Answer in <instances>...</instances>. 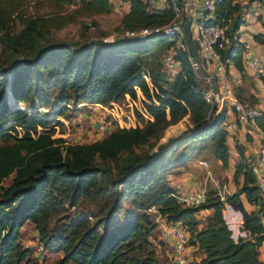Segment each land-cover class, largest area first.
<instances>
[{
	"label": "trees",
	"instance_id": "16d2710c",
	"mask_svg": "<svg viewBox=\"0 0 264 264\" xmlns=\"http://www.w3.org/2000/svg\"><path fill=\"white\" fill-rule=\"evenodd\" d=\"M21 1L0 0V41L10 43V47L19 44V39L27 40L34 31L32 21L19 36L11 35L12 16ZM26 1L60 5L70 0ZM79 3L88 15L107 13L110 9L108 0H79ZM237 10L231 0L215 1L213 18L206 22L225 27L228 42L218 49L220 59L232 64L243 80L246 77L241 67L242 46L236 39L240 19L232 16ZM172 16L170 4L148 11L142 0H128L121 32L161 26ZM182 31L187 54L180 50L175 53L173 58L179 63V70L166 89L139 63L150 44L168 47L172 44L161 33L142 38L123 37L120 39L126 41L107 47L93 43L74 49L67 43H55L31 59L16 61L8 77L0 74V137L10 139L0 144V182L13 173L8 186L0 185V264H8L11 259L19 263L25 257L28 250L21 249L18 240L19 229L26 221L34 224L44 250L62 252L54 264H155V247L149 240L155 228L148 214L151 208L166 223H179L188 235V246L202 253L198 261L189 264H260L258 251L264 241V228L259 213L263 202L240 147H235L238 158L232 180L235 184L240 180L241 184L224 199L210 197L198 207L182 206L163 173L168 168L183 166L209 146L223 166L228 160L227 133L222 128L225 107H215L208 114L210 104L203 98L198 72L186 60L188 54H196L187 18H183ZM253 40L264 47V34L253 35ZM142 72L147 74L150 87ZM135 88L148 101L144 106L152 120L144 121L140 127L115 129L89 144L61 145L59 138L51 137L54 128L48 125L50 120L36 112H23L16 105L30 97L40 107H49L54 101L57 109L52 112L61 115L65 104L104 105L124 94L134 97ZM4 90L7 103L15 106H7ZM185 116L193 128L168 148L151 154L144 164L122 173L119 179L94 165L96 159L105 162L123 151L140 147ZM254 124L264 135V117L256 118ZM17 127L20 131H16ZM239 195L255 209L247 212ZM107 196L110 198L103 231L87 227L91 217L80 214L70 217L63 214L64 222L52 227L53 218L67 208L76 207L81 199L93 203ZM125 202L130 206L129 214L120 219L118 215ZM225 206L241 215L235 235L223 218ZM199 209H209L211 215L204 227L197 228L195 214Z\"/></svg>",
	"mask_w": 264,
	"mask_h": 264
},
{
	"label": "rangeland",
	"instance_id": "374dc122",
	"mask_svg": "<svg viewBox=\"0 0 264 264\" xmlns=\"http://www.w3.org/2000/svg\"><path fill=\"white\" fill-rule=\"evenodd\" d=\"M108 2L110 5L109 12L88 15L80 7L79 0H70L68 3L60 5H52L46 2L33 4L26 0L21 1L12 16L10 23L11 35L19 36L25 25L32 21L34 22V31L31 32L27 40L19 39L20 43L14 47H10V43L7 44L8 42L4 43L0 41V74L8 77L16 61L31 59L55 43H67L71 48L78 49L83 45L93 43L107 47L111 45L117 46L121 41H126L120 39L122 29L121 20L127 12L126 6L124 5L125 0H108ZM167 49L168 46L166 44H150L147 54L139 60L142 68L146 69L149 75L165 89L174 77V73H164L160 65V56ZM196 71L198 72L197 80L202 92H205L209 88L215 89L214 78L210 79L209 82L204 79L209 73L205 72L203 68ZM6 88H9V86H6ZM3 98L8 107L15 106V104L10 105L7 103L5 90L3 92ZM142 98L148 103L143 95ZM211 101L208 114H211L213 108L217 106H215V99L212 98ZM16 105L23 112H36L41 117L50 120L51 123L48 125L54 128L52 137L59 138L61 145L89 144L96 141V138L93 136V130L90 127L94 123L95 117L99 114V109L94 104L80 103L73 105L68 103L65 104L66 109L61 115L53 114L52 111L57 109V102L54 101L51 102L49 107H40L30 97L28 100L26 99L16 103ZM141 123H144L142 119ZM193 126L188 117L185 116L176 123L165 127L158 137L149 138L140 147L130 151H123L114 159L106 160L105 162H100L96 159L94 160V165L107 171L113 179L117 180L127 170L144 164L145 159L150 157L154 152L168 148L173 144L174 140L179 139L183 133L193 128ZM16 131H20L19 127H17ZM177 133L179 134L177 135ZM174 134L177 136L171 137ZM169 139L171 142H168ZM8 142H10V139L7 140L3 136L0 137V144ZM225 143L228 149L226 166H223L214 157L209 146L206 150L187 161L183 166L165 170L163 173H165L166 181L168 183H176L175 188H173L174 193L176 192L175 194H177L180 189L202 190L206 200L210 197H218L216 195L217 188L222 186L226 187L227 192L230 191L233 184L235 186L234 191L238 189L241 181L239 180L237 184L233 183L231 172V165H234L233 161L237 156L235 154L237 152L235 146L231 145L229 139L226 138ZM199 161H204L206 166L203 167L200 165ZM12 177L13 173L2 179L0 185L2 187L8 186ZM122 188L123 186L120 185L119 189L121 190ZM226 195L228 194L224 193V197ZM109 198L110 196H107L104 200H97L93 203L83 198L76 207L67 208L62 214L53 218L51 225L52 227H57L58 224L63 223L65 218L63 214L69 217L73 214H80L82 216L89 215L91 218H88L87 227H95L99 231H103L105 226L104 220L108 211L107 200ZM129 210L130 206L126 202L123 203L118 218L124 219L127 217ZM148 214L150 219L155 223V228L149 237L151 245L155 247V264H172L171 247L163 236L167 223L153 208L148 210ZM210 215L211 210L199 209L195 214L197 228L204 227ZM230 229L232 228L230 227ZM231 231L234 235L238 233L236 229ZM18 241L20 248L27 249L28 251L19 263H15L14 259H11L8 264H54L62 255V252H48L43 249L38 241L37 230L30 221H26L20 227ZM188 248L187 259L189 264L200 253L195 249H191L192 247L190 248V246ZM258 259L260 264H264V258L260 256L259 251ZM67 264L73 263L69 262Z\"/></svg>",
	"mask_w": 264,
	"mask_h": 264
},
{
	"label": "built area",
	"instance_id": "2783aa9c",
	"mask_svg": "<svg viewBox=\"0 0 264 264\" xmlns=\"http://www.w3.org/2000/svg\"><path fill=\"white\" fill-rule=\"evenodd\" d=\"M215 1L219 0H202L200 16L193 24L191 23V39L195 44L196 54H188L186 60L193 70L203 68L205 72L209 73L204 78L207 82L214 78L215 89L209 88L202 92V95L209 104L212 102V98L215 99L217 109L218 106L219 109L226 106V104L229 106L233 118L229 120L225 117L222 128L227 135H230L240 125L253 124L256 118L264 117V106L250 105L234 95L235 82L226 76L218 52V49H223L228 42L225 27L206 22L208 19L213 18ZM142 2L148 11L170 4L173 16L161 26L124 30L121 32L120 38H142L156 33L163 34L172 44L160 56V65L164 73L176 74L179 70V63L173 58L175 53L180 50L187 54L186 46L183 43L182 22L183 18H186L183 10L178 0H142ZM211 65H213V71L215 70L214 74L211 73ZM241 67L243 71L249 73L252 77L264 79V63L246 44L241 49ZM141 76L150 87L147 74L142 72ZM144 104H147V102L142 98L137 88H135L134 97L124 94L119 100H112L104 105L94 104L98 107L99 114L90 126L94 133L93 136L96 140H100L115 129L140 127L142 125L141 119L151 121L152 118L146 111ZM245 160L255 177V185L263 202L259 219L264 228V135H262L253 156ZM199 164L203 167L206 166L204 161H199ZM175 193L173 196L176 201L185 207H197L205 201L202 190L180 189L177 194ZM224 193L228 194L225 186L217 188L216 195L220 199H223ZM163 236L171 247L172 264H188L186 254L188 235L182 226L179 223H167Z\"/></svg>",
	"mask_w": 264,
	"mask_h": 264
},
{
	"label": "crops",
	"instance_id": "0c3cea01",
	"mask_svg": "<svg viewBox=\"0 0 264 264\" xmlns=\"http://www.w3.org/2000/svg\"><path fill=\"white\" fill-rule=\"evenodd\" d=\"M120 1V0H118ZM179 5L183 10L184 16L190 20L193 24L201 13V3L202 0H178ZM231 4L237 5V12L233 13V17L236 15L240 19V25L237 30L236 39L237 42L243 47L245 44L248 45L260 61L264 63V47L253 40V35L264 34V0H231ZM124 5L126 6V11L128 10V0H125ZM163 6H159L157 10L162 9ZM222 65L225 74L228 78L235 82L233 88L234 95L237 98L242 99L247 103H252L257 106H264V79H256L252 77L249 73L242 70L245 75V79H241L240 72L229 62L222 61ZM213 65L210 66L211 73L214 74ZM236 86H239L237 91ZM225 107V117L229 120L233 118L229 106L226 104ZM262 132L258 127L253 124L240 125L237 130L227 135L226 138L230 140L232 146L236 145L242 149L244 158H250L253 156L255 149L257 148L260 140L262 138ZM236 149V148H235ZM237 156L238 154L235 153ZM237 156L234 158L233 164L237 160ZM233 166L231 165V172L233 173ZM183 169V168H180ZM174 184V185H173ZM233 184V183H232ZM170 187L173 189L176 183L169 182ZM235 189L234 184L228 192L232 193ZM240 202L247 212L255 209L254 206L248 204L243 195H239ZM223 218L228 222L230 227L237 230V225L241 220V215L238 211H234L231 208L225 206L222 210ZM191 248V247H190ZM187 248V256H188ZM197 250L195 247L191 248ZM199 252V251H198ZM260 256L264 258V241L259 247ZM198 257H194V261H198L202 253L199 252ZM190 259V257H189Z\"/></svg>",
	"mask_w": 264,
	"mask_h": 264
}]
</instances>
